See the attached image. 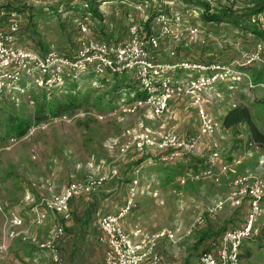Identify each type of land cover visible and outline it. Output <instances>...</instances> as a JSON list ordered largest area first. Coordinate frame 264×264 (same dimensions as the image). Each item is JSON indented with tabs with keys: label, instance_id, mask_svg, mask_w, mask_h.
<instances>
[{
	"label": "rangeland",
	"instance_id": "rangeland-1",
	"mask_svg": "<svg viewBox=\"0 0 264 264\" xmlns=\"http://www.w3.org/2000/svg\"><path fill=\"white\" fill-rule=\"evenodd\" d=\"M90 1L0 0V7H22L27 18L30 15L35 16L32 24L24 20V25H27L20 40L23 46L38 53L54 49L67 55L76 46L79 33L74 22L78 19L88 22L93 33L99 35L102 40L114 43L128 39L129 27L133 23L140 24L146 34L156 33L158 25L155 19H151L153 11L157 10L158 12H155L159 13V10L162 12L165 8L161 6L163 3L158 2L156 5L152 0H127L126 3L112 0L100 3L102 18H98L89 13ZM198 1L209 4L215 13L223 6L228 8V14H231L226 17L228 23L213 25L203 21V14L195 16L193 12L197 9L195 3ZM145 2L149 3L148 8L140 6ZM174 7L183 10L189 22L201 23L205 28V39L200 44L208 48L189 50L194 53L189 59L195 62L230 63L234 60L229 56L235 54L232 44L224 46L223 51H214L215 54L208 51L211 49L210 43L218 42L215 35L219 36L221 42L229 39L232 42L238 37L246 47L248 46V51H254L259 43H264L252 32L254 28L264 32V14H254V0H176ZM203 10L205 12V9ZM5 13L0 15V20L3 21L0 30L7 26V22H4L7 20ZM233 20L239 21V24H233ZM162 46L170 49L174 48L175 44L165 40ZM179 49L180 47L177 49L178 53ZM222 53L224 58L221 57ZM164 60L172 59L164 55ZM260 67L262 71L258 70ZM246 70L250 72L256 85L264 83V59L262 63L249 66ZM177 76L187 77L185 74ZM248 83H227L217 87V92L211 94L209 109L223 123L226 115L232 110L238 107L247 108L252 114L253 122L264 134V89H251ZM116 87L117 84L110 75H85L78 82L66 83L62 89H57L56 94L61 96V99L55 98L54 94L47 96L50 103L48 105L45 103L46 90L38 88L34 82L24 83L22 91L14 98L5 99L0 106V243L13 214L22 217L31 230L28 241L17 240L8 252L0 254V264H54L50 254L42 250L39 244L50 235L52 224H65V221L60 216L49 214L43 227L36 226L35 209L44 198L62 193L71 183L106 178L108 188L118 187V193L125 196L135 179L136 168L145 162L139 164V160L147 159L149 153L144 149H132L123 154L120 150L129 142L132 134L142 127L157 133L171 131L182 134L185 131L188 134L182 135L187 137L198 133L200 123L194 107L172 113L178 107L177 101L169 114L158 119H155L149 110L134 115L127 114L122 110L121 103L131 90L126 86L118 89ZM69 100H75L77 107L67 115L57 117L53 114L56 111L51 110L45 115L42 113V108L46 105L56 110ZM38 113L40 119H36ZM183 121L188 124H183ZM29 126L28 134L18 137L17 131ZM219 140L224 150L223 162L242 160V164L236 167V174H257L264 180V147L252 140L249 124L233 128H226L222 124ZM209 151L208 149L206 153ZM195 158L191 157L172 165L157 163L146 167L140 178L141 188L150 185L166 186L175 182L176 177L206 168V159ZM153 171L160 175L153 178ZM105 183L98 192L104 186L106 188ZM226 185L228 186V180L222 187L212 181L190 182L185 187L186 194L181 203L183 208L179 209L171 205L167 206L166 210L157 205L145 207L142 201H137V208L130 214L131 223L135 228H146L154 233L152 229L156 228L155 216H163L166 220L162 222L165 224L169 222L170 215L183 211L184 226L192 230L190 237L178 244L166 241L158 245V241L155 252L158 249L167 254L170 252L175 264H202L203 253L209 251L227 230L241 227L248 216V206L227 207L216 216H208V206L216 199L226 198L229 194ZM96 197L98 196L94 198ZM200 215L207 216L206 223L203 226H195V221ZM261 225V237L246 243L242 249V264H264V218ZM67 232L68 228L66 235Z\"/></svg>",
	"mask_w": 264,
	"mask_h": 264
},
{
	"label": "built area",
	"instance_id": "built-area-1",
	"mask_svg": "<svg viewBox=\"0 0 264 264\" xmlns=\"http://www.w3.org/2000/svg\"><path fill=\"white\" fill-rule=\"evenodd\" d=\"M140 6L148 8L149 3L145 2ZM161 6L165 8L155 19L158 25L156 33L146 34L140 24L133 23L129 27L128 39L114 43L98 38L88 22L76 20L74 23L79 36L77 48L71 55L60 54L54 49L42 55L23 46L20 40L25 17L18 13L12 14L7 26L0 30V103L14 98L22 91L24 83L34 82L38 88L50 92L62 89L66 83L78 82L85 75L130 76L144 96L138 98L133 93L132 101L127 98L122 101V110L127 114L134 115L149 110L158 119L169 114L177 100L188 101L198 114L200 125L197 134L187 137L171 131L157 133L142 127L121 148L123 154L132 149H144L150 156L135 170L137 177L130 187L127 206L119 213L101 217L98 221L103 233L101 241L107 247L104 264L166 262L163 256L155 252V247L161 239H174L172 232L163 231L150 236L136 227L133 233H129L124 222L137 208L141 187L139 176L144 168L157 163L172 165L191 157L206 159L207 166L179 178V185L212 181L222 187L228 180L226 186L229 194L208 206L206 213L209 217L216 216L227 207L249 208L245 223L241 227L227 230L209 251L203 253L201 263L242 264L245 242L260 232L257 224L264 215V180L257 174H236V167L242 164V160L223 162L224 150L219 140L222 123L211 113L209 103L211 94L217 92V87L222 84L248 81L249 88L264 89V83L256 85L250 72L246 70L249 66L263 62L264 43H259L254 51L245 52L241 59L230 63L204 64L185 60L180 58L178 46L187 38L195 43H202L205 29L201 23L189 22L185 12L175 8L169 1L163 2ZM170 6L172 9L168 8ZM196 8L193 12L195 16L204 14L203 9ZM165 40L175 44L174 48L169 49L172 60L160 61L157 53ZM177 74H185L187 77L181 78ZM208 149L210 151L206 153ZM106 180L101 178L73 182L62 193L44 198L37 205L34 220L36 226L46 224L49 214L60 216L65 221V224H52L50 235L39 244L42 250L50 254L54 264H65L59 244L66 235V224L72 220V201L96 193ZM173 193L177 194V191L174 190ZM206 217L198 216L195 226H203ZM30 231L22 217L15 214L10 216L5 236L0 243V254L8 252L17 240L28 241Z\"/></svg>",
	"mask_w": 264,
	"mask_h": 264
},
{
	"label": "crops",
	"instance_id": "crops-1",
	"mask_svg": "<svg viewBox=\"0 0 264 264\" xmlns=\"http://www.w3.org/2000/svg\"><path fill=\"white\" fill-rule=\"evenodd\" d=\"M175 1L176 0H170L169 3L175 5ZM171 7L172 6L168 8L172 9ZM234 39L235 41H232L233 43L229 41L230 39L228 41L225 40L221 42L219 40V36L215 35V40H217L218 42L214 41L210 43L209 45L211 49L208 51L210 53L215 54L214 51H218V49L220 51H223L222 49H224V46H226L227 44H232V46L234 47L232 51L235 54L233 55L228 54V55L232 57L230 59L238 60L242 58L243 53L249 51L247 49L248 46L246 47V45L243 44L242 40H239L238 37H235ZM179 47H180L179 56L180 58H183L185 60H192L189 58L194 56L193 55L194 53L190 52L189 50L208 48V47L207 48L203 47L202 44L195 43L190 38L183 40L180 46H178V48ZM226 52L227 51H225V53ZM157 54L160 61H167L164 60V55L169 56V48L162 46L161 50ZM224 56H225L224 53H222L221 57L224 58ZM258 70L262 71L263 69L260 67ZM260 74H262V72H260ZM177 101L178 103L176 105L178 107L176 108V110H173L174 112L172 113H177L178 110L181 111V109H187L190 106L192 107V105L188 101H184V100H177ZM226 117L224 119H226ZM224 121L225 120H223V123L222 122L221 123L224 125V127H226ZM182 123L185 125L188 124L187 122L184 121ZM182 134L186 135L188 133H185L184 131ZM134 175L136 178L137 177L136 174ZM159 175L160 174L154 171L152 172L153 178L158 177ZM141 176L142 174L139 176V178H141ZM167 176L170 177V175ZM173 176H176V174H173ZM179 178H181V176H179ZM179 178L176 177L175 182H172L171 184H168L166 186L150 185L147 186L146 188L140 187L137 201L140 203L142 201V204L145 207L157 205L166 210L168 209L167 206L171 205L177 209L183 208L181 206L182 205L181 203H183L182 200H184L185 198L184 197L186 194L185 187L187 186L179 185L178 184ZM105 185L106 188L104 186L103 189H101L99 192L97 191L98 193L94 196L85 195L76 198L72 201L71 204L72 214H73L72 220L66 224V227L68 228L67 235L61 240L59 244L61 254L65 260V264H104L107 247L101 241L103 237V233L98 225V221L101 217L119 213L122 209H124L127 206V203L130 198V189L126 192L125 196H122L121 194L118 193L119 190L118 187L108 188L109 186L107 185V182L105 183ZM174 190L177 191V194L173 193ZM95 196L98 197L94 198ZM89 200L91 201L88 202ZM175 204H177V206H175ZM263 208H264V202H263ZM184 215L185 213L183 211H181V213H178L176 211L175 213H173V216L170 215L169 222H166L167 223V224L165 223L166 225L164 224V222H162L163 220H166L163 219V216H155L157 218V219L155 218L156 228L152 229V231H155L154 233L149 232L146 228L143 227L142 228L144 229V232L146 234L148 233L147 235L151 234L150 236L156 235L163 231L172 232L175 235L174 239L164 238L159 240L160 242L158 243V245L166 241H170L173 242L174 244H178L182 240L190 237V234L192 233V230H189L186 226H184V222H183L185 217ZM263 218L264 215L262 218L259 219L257 224V227L260 230L259 234L254 238L247 240L245 244L257 240L258 238L261 237L263 232L261 222ZM131 220L132 217L130 215L128 220L124 222L125 229L129 233H133L135 228L132 225ZM158 251L157 254L164 256L166 258L165 259L166 262L163 264H175L174 262H172L174 261V259L171 257L172 255L170 254V252H168L167 254L164 251H159V252Z\"/></svg>",
	"mask_w": 264,
	"mask_h": 264
},
{
	"label": "trees",
	"instance_id": "trees-1",
	"mask_svg": "<svg viewBox=\"0 0 264 264\" xmlns=\"http://www.w3.org/2000/svg\"><path fill=\"white\" fill-rule=\"evenodd\" d=\"M110 1H112V0H91L90 3H88L90 6L89 13L91 15H94L95 17L102 18V14L99 10V7L101 5L100 3L110 2ZM126 1L127 0H121L122 3H126ZM152 1H153V4L157 5L158 2L163 3L165 1H170V0H152ZM195 4L197 5L196 7L205 9V12H204L203 17H202V19L205 23H211L213 25L214 24H226V23H228V22H226V17L227 16L230 17L229 15H231V14H228L230 11L228 8L223 6L224 8L222 7L221 10H218L219 12L215 13V12H212V9L210 8L209 4H206L202 1H198ZM254 4L256 6V10H255L254 14L255 15L264 14V0H254ZM155 11H157V10L153 11L154 15L151 19H156L161 14L160 10H159V13H156ZM3 13H5V15H7V20L4 21L5 23L6 22L8 23V21L10 20V17L14 13L22 14L23 16H25V20L27 21V23L29 22V24L33 23L34 17H35L34 15H30L29 18H27L25 9H23L22 7L13 6V5H7L4 7H0V15ZM238 22L239 21H237V20L232 21L233 24H239ZM2 25H3V21L0 20V27ZM26 25L27 24L23 25V27H22L21 39L23 37V31L26 29L25 28ZM252 32L264 41V32L263 31L259 30L258 28H254ZM97 36H98V38L100 37L99 35H97ZM100 39H101V37H100ZM76 48H77V40H76V46H75L74 50L68 55H71L75 51ZM47 53L48 52L40 53V54L45 55ZM112 77L114 78V82L117 84V87H116L117 89L119 87L126 86V88L131 90V91H129V94L127 95V99L129 101H132L131 99H132L133 93H136V96L138 98H140V97L142 98L144 96V94H142V92L139 90L138 84L136 82H133L132 78H130V76L123 75V76H112ZM56 91L58 92L57 89L52 90L50 92L44 91L45 95H46V101H45V99H44V101L46 104H48V105L50 104L47 100V96H49V95L54 94L55 98H57L58 100H59V98L61 99V96L57 95L58 93ZM3 102L0 103V106H2ZM48 105H46V107L44 106V108H42V113L45 115V113L48 110H51L53 112L56 111L53 114L57 115V117L67 115L68 113H71L72 111H74V109H76V107H77L75 100H69L64 105L57 108L56 110L52 109V107H49ZM36 115H37L36 119H40V114L38 113ZM246 123L249 124L251 127V138L254 141V143H257L258 145L264 147V134L258 129L257 125L253 122L252 114H251L249 109L238 107V108L232 110L225 119V126L227 128L237 127L241 124H246ZM29 131H30V126L27 128L19 129L17 131L18 137H25ZM192 158L196 159L195 157H192ZM147 159L139 160V164H141L143 161H146ZM201 241H203V240H201Z\"/></svg>",
	"mask_w": 264,
	"mask_h": 264
}]
</instances>
